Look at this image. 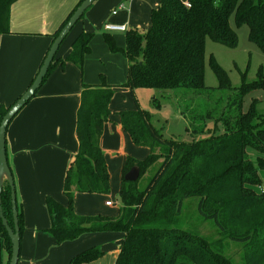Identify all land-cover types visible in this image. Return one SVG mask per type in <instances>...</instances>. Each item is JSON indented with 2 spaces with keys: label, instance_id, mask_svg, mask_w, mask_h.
Instances as JSON below:
<instances>
[{
  "label": "trees",
  "instance_id": "obj_1",
  "mask_svg": "<svg viewBox=\"0 0 264 264\" xmlns=\"http://www.w3.org/2000/svg\"><path fill=\"white\" fill-rule=\"evenodd\" d=\"M15 1L0 0V36L10 32ZM232 13L237 25L248 26L249 39L264 52V0H159L150 12L147 28L125 31L123 47L117 46L110 33L102 32L109 50L125 56L127 77L120 85L105 83L102 75L96 86L83 84L76 122L78 151L69 160L63 179L66 204L51 196L44 200L50 222L45 231L57 243L86 232H122L114 264H264V190H256L264 176V115L257 111L255 101L246 110L241 104L243 94L264 86V79L244 83L232 96L216 97L214 93L230 89V83L211 58L219 89L204 85L205 41L236 43V32L229 23ZM92 37L93 33L82 31L64 59L55 54L42 83L57 62L73 63L82 72ZM118 87L128 89L135 108L110 109ZM147 88L172 91L179 98L180 113L190 124L186 129L191 141L163 137L135 96V90ZM156 100L152 97V102ZM155 104L157 109L161 107L158 101ZM8 108L0 101V121ZM112 115L132 144L146 148L147 154L141 159L126 156L114 196V216L77 214L75 193L110 194L100 137ZM218 125L222 132H217ZM253 152L255 160L250 156ZM134 165L138 175L128 180L125 174ZM1 203L13 228L6 181ZM185 209L194 220L185 215ZM17 210L21 239L23 218L18 206ZM10 254L11 242L0 219V264H8ZM103 254L92 246L72 256L69 264L87 263Z\"/></svg>",
  "mask_w": 264,
  "mask_h": 264
},
{
  "label": "crops",
  "instance_id": "obj_2",
  "mask_svg": "<svg viewBox=\"0 0 264 264\" xmlns=\"http://www.w3.org/2000/svg\"><path fill=\"white\" fill-rule=\"evenodd\" d=\"M78 1L16 0L12 4L10 32L0 36V101L5 106H10L28 87L53 40L51 35ZM158 2L94 0L83 18L77 21L75 30L63 39L55 58L64 59L67 56L79 33L91 32L93 39L96 32L104 29L106 22L123 23L128 29L147 28L150 12ZM120 3L123 8L112 13ZM122 33H110L121 47L125 37ZM92 39L91 51L85 56L82 72L73 63L57 62L35 95L12 118L6 129L7 162L14 180L16 203L23 218L17 264H69L72 256L92 246L99 247L104 254L82 264H114L119 252L122 232H86L73 240L57 243L45 231L50 223L45 197L51 196L61 204L66 199L63 179L69 160L78 151L76 122L83 84L98 85L97 80L104 72L102 65L105 63L102 60L100 64L88 60L95 51ZM114 55L124 58L118 60L122 65L121 74L126 70L127 77L126 58L119 52ZM92 68H95V73L90 71ZM103 76L110 81L106 75ZM115 91L109 105L112 111L124 108L121 104L127 95L132 99L127 88L118 87ZM128 139L117 117L112 115L100 137V147L109 172L110 194L75 193L74 210L77 214H116L114 196L121 184V170L126 156L141 159L147 154L146 148L139 151L127 148ZM109 196L113 200L108 199ZM107 200H111L112 204L106 205ZM113 206L114 212L106 213L105 210Z\"/></svg>",
  "mask_w": 264,
  "mask_h": 264
},
{
  "label": "rangeland",
  "instance_id": "obj_3",
  "mask_svg": "<svg viewBox=\"0 0 264 264\" xmlns=\"http://www.w3.org/2000/svg\"><path fill=\"white\" fill-rule=\"evenodd\" d=\"M229 23L237 35L236 43L234 45H227L210 38H207L205 41L204 85L209 89H219L218 79L210 64V59L213 58L218 66L224 70L230 83V89H221V91H216V93H214L216 97L223 98L238 93L244 83L250 84L253 82H261L264 79V52L256 43L249 39L248 26L245 23L237 25L234 13L230 15ZM76 25L77 23L71 28L69 32L70 35L75 30ZM102 32L106 31L102 29L99 32H94L95 36L92 39L91 45H94L95 51L93 55L88 57V60H92L93 64H100V60L105 63L102 65V68L106 74L104 72L102 73L110 80L106 81L104 78L105 83L117 85L123 84L126 81V70L121 74L122 65L118 60H122L123 57L114 55V53L117 52H111L109 50L103 39ZM123 33L125 34V32ZM124 39L125 37H123V40ZM90 71L95 73L96 70L95 68H92ZM99 83H101V78L97 80V84ZM135 95L140 107L151 114L153 124L161 130L164 138L173 137L177 140L191 141L192 136L190 131H187L186 129H190V124L188 119L180 113L179 103H177L179 98L175 96L172 91L160 92L157 89L150 88L137 89L135 90ZM152 97H155L157 100L152 102ZM157 101L161 105L159 109L155 107ZM253 101L256 103L257 111L264 115V86H255L243 94L241 103L242 109H248ZM121 105L124 107L122 109H132L136 107L134 101L128 97V95L124 98ZM216 129L217 132H222V127L220 125H218ZM126 145L127 148L133 149L134 151L145 149L143 147L134 146L130 139H128ZM250 156L251 159H256V154L254 152L251 153ZM256 190L258 189L256 188ZM107 198L113 200L111 196ZM187 202L188 200L185 201V204H187ZM193 203V205H195V201H193ZM64 204H66V199ZM105 211L106 213H113L114 206L112 209ZM185 215L190 220H194L190 210L185 209ZM209 227L213 228L210 224Z\"/></svg>",
  "mask_w": 264,
  "mask_h": 264
},
{
  "label": "water",
  "instance_id": "obj_4",
  "mask_svg": "<svg viewBox=\"0 0 264 264\" xmlns=\"http://www.w3.org/2000/svg\"><path fill=\"white\" fill-rule=\"evenodd\" d=\"M94 0H82L81 3L72 12L66 23L60 29L58 34L53 38L48 51L46 52L43 61L34 76L32 82L24 90V92L9 106L6 113L3 115L0 121V219L2 225L6 229L8 237L11 242V254L8 264H17L20 251V236L18 225V210L16 204L15 187L13 182V176L9 168L6 157V129L12 118L19 112V110L34 96L35 92L41 86L43 78L45 77L51 62L54 59L57 50L62 43L63 39L67 36L71 28L77 23L83 13L88 9ZM138 175V167L134 165L126 174L125 178L133 180ZM4 181H6L10 187V202L12 208L13 228L10 227L6 217L4 216L1 203V191Z\"/></svg>",
  "mask_w": 264,
  "mask_h": 264
},
{
  "label": "built area",
  "instance_id": "obj_5",
  "mask_svg": "<svg viewBox=\"0 0 264 264\" xmlns=\"http://www.w3.org/2000/svg\"><path fill=\"white\" fill-rule=\"evenodd\" d=\"M123 8V4L120 3L116 6V8L113 9L112 13H115L118 9H122ZM128 29L126 24L123 23H117V22H106L104 25V30L106 32H116V31H120V32H125ZM258 191H262L264 190V176L262 177V181L260 183V185L257 187ZM106 205H111L112 202L111 200H107L105 202Z\"/></svg>",
  "mask_w": 264,
  "mask_h": 264
}]
</instances>
